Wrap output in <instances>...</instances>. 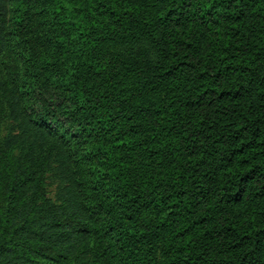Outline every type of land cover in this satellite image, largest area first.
Instances as JSON below:
<instances>
[{
	"label": "trees",
	"instance_id": "obj_1",
	"mask_svg": "<svg viewBox=\"0 0 264 264\" xmlns=\"http://www.w3.org/2000/svg\"><path fill=\"white\" fill-rule=\"evenodd\" d=\"M0 57V264H264V0H0Z\"/></svg>",
	"mask_w": 264,
	"mask_h": 264
},
{
	"label": "rangeland",
	"instance_id": "obj_2",
	"mask_svg": "<svg viewBox=\"0 0 264 264\" xmlns=\"http://www.w3.org/2000/svg\"><path fill=\"white\" fill-rule=\"evenodd\" d=\"M14 52L10 51V52L6 53V55L4 57L6 59L5 66L4 65L1 66V69L3 72H5V70H7L6 67L8 66V64L10 62H12L13 59H16V57H15L16 53H14ZM4 108L2 106L0 109V132H5V127L7 125V121H6L5 113H4ZM46 191H47V195L49 197H51L52 199L55 198V185L50 181V179L46 180Z\"/></svg>",
	"mask_w": 264,
	"mask_h": 264
}]
</instances>
